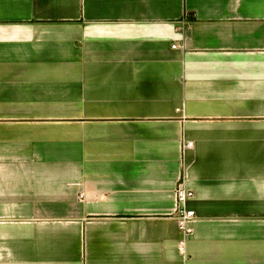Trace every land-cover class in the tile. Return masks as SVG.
I'll use <instances>...</instances> for the list:
<instances>
[{"label":"crops","instance_id":"1","mask_svg":"<svg viewBox=\"0 0 264 264\" xmlns=\"http://www.w3.org/2000/svg\"><path fill=\"white\" fill-rule=\"evenodd\" d=\"M0 264H264V0H0Z\"/></svg>","mask_w":264,"mask_h":264},{"label":"built area","instance_id":"2","mask_svg":"<svg viewBox=\"0 0 264 264\" xmlns=\"http://www.w3.org/2000/svg\"><path fill=\"white\" fill-rule=\"evenodd\" d=\"M191 144H192L191 142H188L185 145L183 143V147L191 146ZM176 195H177L178 224L180 228L184 230V228L187 227V223L189 224L190 221L192 220V217H194V211L186 209L185 203L188 199L192 198L194 194L191 190L186 189L182 184H179L176 190ZM187 231L189 232L190 229H187Z\"/></svg>","mask_w":264,"mask_h":264}]
</instances>
